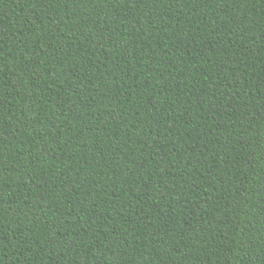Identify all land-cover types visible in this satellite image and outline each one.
Returning <instances> with one entry per match:
<instances>
[{"label": "trees", "instance_id": "trees-1", "mask_svg": "<svg viewBox=\"0 0 264 264\" xmlns=\"http://www.w3.org/2000/svg\"><path fill=\"white\" fill-rule=\"evenodd\" d=\"M0 264H264V0H0Z\"/></svg>", "mask_w": 264, "mask_h": 264}]
</instances>
